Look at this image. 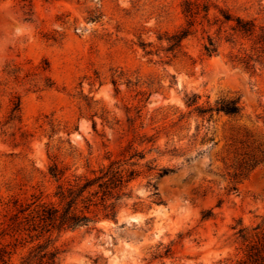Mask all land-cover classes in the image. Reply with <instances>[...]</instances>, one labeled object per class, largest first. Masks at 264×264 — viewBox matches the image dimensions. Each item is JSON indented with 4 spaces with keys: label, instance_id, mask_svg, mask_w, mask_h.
<instances>
[{
    "label": "rangeland",
    "instance_id": "rangeland-1",
    "mask_svg": "<svg viewBox=\"0 0 264 264\" xmlns=\"http://www.w3.org/2000/svg\"><path fill=\"white\" fill-rule=\"evenodd\" d=\"M209 3L210 23L227 8L264 26V0ZM181 9V0H0V227L13 198H50L54 160L83 173L109 157L135 171L115 219L98 209L92 225L52 231L55 264H244L252 228L264 226V66L246 68L240 44L206 22L167 50ZM234 98L238 114L214 109Z\"/></svg>",
    "mask_w": 264,
    "mask_h": 264
},
{
    "label": "trees",
    "instance_id": "trees-1",
    "mask_svg": "<svg viewBox=\"0 0 264 264\" xmlns=\"http://www.w3.org/2000/svg\"><path fill=\"white\" fill-rule=\"evenodd\" d=\"M27 1L29 0H24ZM181 6L185 24L166 38L169 44L167 50L180 47L183 40L195 31L196 25L203 26L206 22L208 26L217 25L216 34L224 33L226 42L240 44V61L246 68L253 69L256 63L264 66V26H260L252 18L232 13L227 8H219L218 15L210 23L209 0H181ZM216 49L215 40L207 35L203 52L210 56ZM196 97L195 94L188 97L187 105L194 104ZM19 103V99L12 103L11 119L19 116ZM214 109L236 115L241 107L239 99L234 98L218 102ZM196 110L203 114L212 109L198 106ZM136 154L132 153L129 159ZM107 159L106 164L83 173L69 172L68 166L54 160L47 165V174L54 181L52 194L47 201H41V196L35 194L26 203L13 198L0 227V264H10L17 246L24 247L27 243L31 245L18 264H55L60 252L52 245L53 230L59 232L65 228L92 225L96 222L98 209L105 216L115 219L122 199L129 196L126 186L135 176V171L123 168L118 159ZM171 171L170 168H163L160 176ZM209 215L210 212L207 211L204 216ZM252 229L255 232L246 248L244 264H264V226L257 225ZM239 233L241 237H245L244 228L239 229Z\"/></svg>",
    "mask_w": 264,
    "mask_h": 264
}]
</instances>
